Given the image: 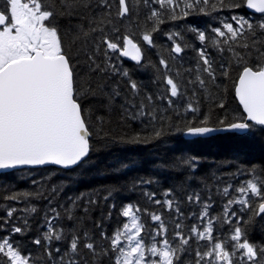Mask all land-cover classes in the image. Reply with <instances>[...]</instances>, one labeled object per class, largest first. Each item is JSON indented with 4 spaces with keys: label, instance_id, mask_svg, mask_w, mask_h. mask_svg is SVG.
<instances>
[{
    "label": "snow or ice",
    "instance_id": "6c2138e0",
    "mask_svg": "<svg viewBox=\"0 0 264 264\" xmlns=\"http://www.w3.org/2000/svg\"><path fill=\"white\" fill-rule=\"evenodd\" d=\"M179 21L189 22L163 33L168 58L147 62L163 85L154 97L133 72L158 48L162 26ZM188 50L195 65L173 68ZM226 79L238 101L233 113L222 96ZM117 116L115 137L105 126ZM217 134L241 148L264 141V0H0V171H75L94 164V141L188 137L199 145ZM203 162L192 151L161 161L179 180L163 199L144 190L152 179L133 180L143 207L118 199L125 162L94 195L68 197L55 184L47 195L43 185L5 189L0 200L24 206L0 209V264H264V163L227 161L236 171L225 179L219 168L202 173ZM61 193L67 203L56 201ZM39 200L43 210L30 203Z\"/></svg>",
    "mask_w": 264,
    "mask_h": 264
},
{
    "label": "trees",
    "instance_id": "16d2710c",
    "mask_svg": "<svg viewBox=\"0 0 264 264\" xmlns=\"http://www.w3.org/2000/svg\"><path fill=\"white\" fill-rule=\"evenodd\" d=\"M204 17H190L189 21L196 20L203 24ZM189 21L169 22L162 26L161 33L156 34V43L158 48L155 50H148L146 53L145 66L138 68L133 72V79L142 85V90L150 92L155 97L161 90L162 84L154 83V77L158 75L152 67L147 66V62L158 66V54L164 58H168L167 46L169 41L163 35L164 32L171 30H182V26ZM214 58L219 62V57ZM196 53L188 50L182 60L173 64V68L180 67L183 64L184 68L193 67L195 65ZM126 66L135 68L134 62L125 60ZM235 73H233V77ZM222 89L227 90L222 93L226 99L227 107L230 113L236 112L238 109V101L234 97L232 91L231 80H224ZM118 116L114 118L110 125H106L105 129L110 130L113 136L118 137L122 135V126L118 124ZM135 127V125H133ZM138 130V129H137ZM219 138L210 140L208 143L199 145H190L184 143L191 138L186 137H165L162 141L153 142L150 145H125L112 141L93 142V151L90 154V159L94 161L93 165H85L82 168H77L75 171L69 169H62L56 166H43L33 168H23L12 170L11 175L8 172L0 174V197L5 195V189L11 188L16 191H38L40 186H44L45 194H48L49 185H62L65 187V192L68 197H74L79 194L85 196L94 195L102 192L107 186L114 183V178L110 174L112 170L120 167L121 162L129 165L128 168L122 169L119 173L121 179L120 183L125 186L126 190L120 195L119 200L125 203H139L142 207L145 206V201L140 195L141 189L138 187L132 189L131 182L139 178L152 179L151 185L143 186L144 190L155 191L157 198L163 199V192L169 188L179 184L178 177L174 171L169 170L166 166L161 165V161L171 159L174 155H179L184 151H192L202 155L204 158L201 172L210 174L211 172L219 171L223 174L225 179H230V173L236 171V167L230 166L227 161L232 164L244 168L255 164L257 167L264 163V141H256L250 145L241 148L238 142L231 139L228 134H217ZM69 173L76 183H71L65 179V174ZM245 176H238L236 182L245 179ZM36 180L37 185H33L32 181ZM59 203H67L64 193L59 194L56 198ZM9 203L0 200V209L6 207ZM35 203L40 209L46 207V201H31ZM15 207H23L22 203H13ZM150 208L160 210L158 206L149 205ZM185 211H188V205H183ZM3 213L0 212V215ZM43 211L41 212V216ZM167 219L168 213L164 212ZM39 219V217H37ZM114 226L116 219L114 217L111 222ZM111 230V229H109ZM260 239L259 234L255 237Z\"/></svg>",
    "mask_w": 264,
    "mask_h": 264
},
{
    "label": "water",
    "instance_id": "95a60500",
    "mask_svg": "<svg viewBox=\"0 0 264 264\" xmlns=\"http://www.w3.org/2000/svg\"><path fill=\"white\" fill-rule=\"evenodd\" d=\"M186 138H188V137H186ZM47 166H49V165H47ZM51 166H54V165H51ZM43 167V166H42ZM56 167H59V166H56ZM33 168V167H32ZM10 171H12V170H10ZM1 173H5L4 171H0V174Z\"/></svg>",
    "mask_w": 264,
    "mask_h": 264
}]
</instances>
